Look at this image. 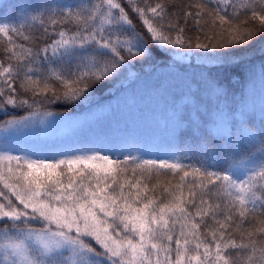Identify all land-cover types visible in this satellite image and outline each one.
Returning <instances> with one entry per match:
<instances>
[{"label": "snow or ice", "instance_id": "6c2138e0", "mask_svg": "<svg viewBox=\"0 0 264 264\" xmlns=\"http://www.w3.org/2000/svg\"><path fill=\"white\" fill-rule=\"evenodd\" d=\"M258 40L264 0H46L0 17V264H264V123L246 112L220 137L182 115L154 150L29 139L70 115L50 106L158 59L194 62L196 100L226 97L221 73Z\"/></svg>", "mask_w": 264, "mask_h": 264}, {"label": "trees", "instance_id": "16d2710c", "mask_svg": "<svg viewBox=\"0 0 264 264\" xmlns=\"http://www.w3.org/2000/svg\"><path fill=\"white\" fill-rule=\"evenodd\" d=\"M44 2L46 0H0V17H15L18 8ZM262 46L264 41L258 40L251 47L248 52L250 64L247 68L241 65L221 73V83L229 91L226 97L218 96L215 92L200 91V98L196 100L190 94V88L191 92L203 88V84L193 83L201 80V70L196 68L194 62L192 67L185 71L163 59H158L152 66L137 64L133 69L136 73L131 74L128 79L122 78L95 91L94 97L85 101L84 105L50 106L49 110L53 112L70 113L66 116L107 115L111 112L90 122L85 129L67 134L63 141L59 142L57 138V141L50 145L71 149L88 143L132 142L152 150L163 148L173 135L178 134L177 120L182 115L191 117L190 121H183V129L199 125L207 127L217 137L228 131L221 117L228 116L230 119L239 120L240 111L253 117L256 127L259 128L264 123ZM180 63L188 65V61ZM232 109L236 111L230 112ZM201 116L209 121L215 120L216 123L205 125ZM3 119L5 117L0 116V120ZM239 132L240 125H237V133ZM30 140L37 145L34 140ZM10 142L16 144L18 138L10 139ZM199 159L203 160L205 157L200 156Z\"/></svg>", "mask_w": 264, "mask_h": 264}, {"label": "rangeland", "instance_id": "374dc122", "mask_svg": "<svg viewBox=\"0 0 264 264\" xmlns=\"http://www.w3.org/2000/svg\"><path fill=\"white\" fill-rule=\"evenodd\" d=\"M182 102H184L183 99ZM107 115L96 114L91 116L86 115L82 117L73 115V116H64L63 118H56L45 133L41 135L39 133L34 132L29 136V138L34 140L37 143V145H39L42 141H46L47 144L50 145L53 142H56L57 138L59 139V142L63 141V139L66 138L67 134L70 135L69 133H73L74 130H78V129L83 130L87 127L88 124H90V122H93L94 120L99 118H103ZM14 138L17 137L13 136L11 139Z\"/></svg>", "mask_w": 264, "mask_h": 264}]
</instances>
